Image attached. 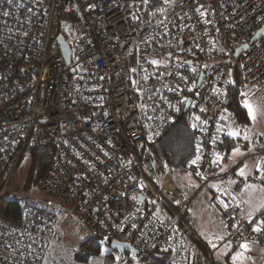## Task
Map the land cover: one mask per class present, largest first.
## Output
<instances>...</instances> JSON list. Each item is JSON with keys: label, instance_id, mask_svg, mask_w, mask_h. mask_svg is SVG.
I'll list each match as a JSON object with an SVG mask.
<instances>
[{"label": "built area", "instance_id": "1", "mask_svg": "<svg viewBox=\"0 0 264 264\" xmlns=\"http://www.w3.org/2000/svg\"><path fill=\"white\" fill-rule=\"evenodd\" d=\"M154 1L0 0V161L10 164L9 177L27 147L52 143L39 188L73 204L95 236L170 254L168 264H219L188 220L197 193L175 184L178 173L161 177L144 141L191 98L188 126L200 157L194 175L203 186L215 178L219 123L232 112L226 92L236 81L245 109L240 93L253 103L264 90V35L250 43L264 26V0H167L155 20L143 21L144 6ZM60 34L72 50L70 66ZM133 54L141 60L135 83ZM177 55L183 59L174 62ZM163 57L170 62L152 63ZM212 58L221 60L203 63ZM19 68L26 77H16ZM213 202L227 241L264 242V226L253 230L264 210L248 225L228 194ZM53 233L49 215L25 207L18 223L0 227V264H106L99 256L79 258L51 241Z\"/></svg>", "mask_w": 264, "mask_h": 264}, {"label": "rangeland", "instance_id": "2", "mask_svg": "<svg viewBox=\"0 0 264 264\" xmlns=\"http://www.w3.org/2000/svg\"><path fill=\"white\" fill-rule=\"evenodd\" d=\"M152 19L153 17L149 20ZM142 20L146 21L145 18H142ZM67 23L68 21H63V24ZM182 59L183 57L181 55H177L174 57L173 61L176 62ZM220 60V58H212L209 62L204 61L203 63L214 64L216 62H220ZM169 62L170 60L166 57H163L161 59L155 58L152 61V63L157 66L165 65ZM200 62V59L195 60V63L197 64ZM137 67H130L132 75L135 72L137 74V71L139 70V67ZM135 81L136 78L131 79L132 83H135ZM263 93L264 90L256 94L255 98ZM229 114L233 115V111ZM239 145L240 141H237L235 143V147L229 152L221 151L218 153L220 156L218 162L221 166L225 165L226 160H228V162H232L236 159V155L238 154H234V149ZM25 151L26 149L24 150V152ZM24 152L19 158L17 165L12 170L10 176H7L6 180L3 181L2 185L0 186V197L3 196L11 199H18L22 204L31 205L29 207H33L42 211L44 214L49 215L54 221V233L50 240L58 245L72 250L73 252H82L80 247L81 242L90 236H94L95 234L86 227L85 223L76 213L75 206L73 204L62 203L52 195L42 192L39 188V183H33L27 186L26 181L30 165V157L28 156V154H24ZM9 172L10 170L8 171V175ZM193 173L194 169L192 168L185 174L178 173L179 176L176 180H174V182L178 187L187 189L189 194L197 193L193 198L194 203L192 206L191 215L189 217V223L192 227L199 230L200 236L204 243L211 249H215L219 264H228L227 258H232V256L237 252L243 253L242 260L235 261L238 264H264V242H249L246 244L247 250H245L240 246H236L230 241H225V237L227 236V229L224 230V228L222 227V218L219 219L216 214V212L218 211V207L213 202V198L211 200V184L213 181H211L207 186H203L199 179V181L197 182L195 181V179L189 176ZM194 182H197L196 187L190 185V183L193 184ZM244 192L251 195L255 192V189L249 187L246 188ZM199 193L200 195L196 199ZM211 201L213 204H211ZM157 207L158 206L156 205L154 208L157 210L159 207H161V205L158 208ZM6 223L8 222L4 221L0 217V227ZM212 225L214 226V229H210ZM218 237H223V239H218ZM100 242L101 249L98 253L92 255V253L85 252V254H89L88 256L91 255L104 258L106 264H145L140 254L137 255L129 252L119 253L117 250L113 249L110 246V241L106 242L105 239L100 238ZM223 242L226 243L223 244ZM213 244H215L216 247H213Z\"/></svg>", "mask_w": 264, "mask_h": 264}, {"label": "trees", "instance_id": "3", "mask_svg": "<svg viewBox=\"0 0 264 264\" xmlns=\"http://www.w3.org/2000/svg\"><path fill=\"white\" fill-rule=\"evenodd\" d=\"M167 0H155L150 5L144 6L141 16L148 21L150 18L156 19L164 8ZM152 19V20H153ZM131 66H138L141 61L138 55L133 54L131 57ZM137 65V66H136ZM138 68V67H137ZM21 69H17L16 77H26ZM132 79L137 78L136 72L132 75ZM225 99L233 111V117L242 126L247 127L250 118L246 114L238 102L237 83L234 81L225 94ZM141 114L143 115L142 111ZM172 113L167 112L166 117L162 119L157 129V134L152 137H146L144 141V149L148 152L154 167L158 174L163 177L167 173L185 174L192 167L191 160L198 156V138L197 135L189 128V112L181 109L178 113L171 116ZM221 138V139H220ZM239 142L238 138L222 134L216 142V148L221 150H230L235 147V143ZM55 153V146L52 143H44L39 147H27L24 154L30 157V165L27 175V186L33 183H39L45 172L50 167ZM191 165L186 170L187 165ZM10 164L3 160L0 161V186L8 176ZM194 174V173H193ZM31 206L22 204L18 199L8 197H0V217L6 222L18 223L23 215L25 207ZM125 206V205H124ZM154 209V207H152ZM189 220V219H188ZM191 225V224H190ZM108 242V241H106ZM82 252L76 251L79 258L87 259L99 252L101 242L98 236H90L84 239L80 244ZM145 264H168L170 254L158 251L141 252ZM230 258V257H229Z\"/></svg>", "mask_w": 264, "mask_h": 264}, {"label": "crops", "instance_id": "4", "mask_svg": "<svg viewBox=\"0 0 264 264\" xmlns=\"http://www.w3.org/2000/svg\"><path fill=\"white\" fill-rule=\"evenodd\" d=\"M252 104L259 109L261 113H264V93L257 96ZM231 131L240 133L239 136L234 137L238 138L240 141V145L236 146V148L239 147L240 153L236 155L234 161L228 162V160H226L224 166H221L218 160L216 161L214 171L215 178L212 180L213 182L211 184V200L218 193L222 192L228 194L234 202L240 204L243 208L248 225H253L255 223V215L264 210V207H261L264 205V178H261V173L264 172V115H258L256 122H252L250 119L248 126L244 127L237 122L233 115L225 113L219 123L217 139H219L222 134L228 135ZM245 135L249 137L248 140L244 139ZM230 150H227V152ZM221 151L226 150L218 149L217 153ZM245 165H247V167H245ZM241 169H244L245 176L239 174ZM189 176L195 179V181H199L194 174ZM197 182L193 184L190 183V185L196 187ZM249 186L255 189V192L251 195L244 192ZM199 195L200 193L197 195L196 199ZM193 203L194 201L192 202V206ZM211 204H213L212 201ZM216 214L217 217L221 219L218 211ZM221 221L222 227L225 230L224 220L221 219ZM210 229H214V226L212 225ZM226 237L225 241H227ZM225 243L226 242H223V244Z\"/></svg>", "mask_w": 264, "mask_h": 264}, {"label": "water", "instance_id": "5", "mask_svg": "<svg viewBox=\"0 0 264 264\" xmlns=\"http://www.w3.org/2000/svg\"><path fill=\"white\" fill-rule=\"evenodd\" d=\"M65 35H70V30H69V25H67L65 27ZM64 34H60L58 36V41L60 42V45H61V52L63 54V56L65 57V60H66V64L67 66H70L71 64V60H72V50H71V47L69 45V43L67 42L66 40V37H65ZM264 35V26L261 27L256 33L255 35L252 37L251 39V42H254L255 40H257L260 36H263ZM248 47V44H243L241 46H239L236 51H235V54L236 56H239L240 53L245 50L246 48ZM189 63H192V61H188ZM203 73L200 74V78H199V82H198V85L201 84L202 82V79H203ZM191 104V98H188L187 101H186V106L184 108V111H188V108ZM140 200H143V197H140ZM110 246L117 250L119 253H125V252H129V253H132V254H139V251L137 249H135L130 243L128 242H121V241H118V240H113L111 241L110 243Z\"/></svg>", "mask_w": 264, "mask_h": 264}, {"label": "snow or ice", "instance_id": "6", "mask_svg": "<svg viewBox=\"0 0 264 264\" xmlns=\"http://www.w3.org/2000/svg\"><path fill=\"white\" fill-rule=\"evenodd\" d=\"M5 15H7V13H5ZM240 95L242 97H244V99H242V101H241V104L246 109L247 116L252 120V122H256V120L258 118V115H264V113H261L259 109L254 107V105L249 101L248 94L246 92H241ZM197 119H199V117H197ZM195 126L196 125H193V127H195ZM228 135L232 136V137H237V136L240 135V133L237 132V131H231V132L228 133ZM244 139L248 140L249 137L247 135H245ZM197 150L199 151V146L197 147ZM238 153H240L239 147L234 149V154H238ZM216 155H217V160H219L220 159L219 154L217 153ZM199 160H200V157L197 156L196 159L191 160L190 163L193 164V165H196ZM245 167H247V165H245ZM258 167H259V165H258ZM197 174L199 175V173H197ZM239 174L241 176H245L244 169H241ZM261 178H264V172L261 173ZM249 187H251V186H249ZM224 207L227 208L228 205L224 204ZM261 207H264V205H262ZM262 226H264V220H260L256 225H254L253 230L259 232V231L262 230ZM218 239H223V237H218ZM213 247H216V245L213 244ZM240 247L242 249L247 250V245L246 244H242V245H240ZM225 254H227V253H225ZM242 258H243V253L242 252H237L235 255L232 256V260L234 262L237 261V260H242Z\"/></svg>", "mask_w": 264, "mask_h": 264}, {"label": "bare ground", "instance_id": "7", "mask_svg": "<svg viewBox=\"0 0 264 264\" xmlns=\"http://www.w3.org/2000/svg\"><path fill=\"white\" fill-rule=\"evenodd\" d=\"M153 20H155V19H153ZM185 105H186V102H185ZM139 254H140V252H139Z\"/></svg>", "mask_w": 264, "mask_h": 264}]
</instances>
